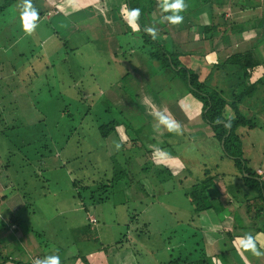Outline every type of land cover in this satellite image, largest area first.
I'll return each instance as SVG.
<instances>
[{
    "label": "rangeland",
    "instance_id": "rangeland-1",
    "mask_svg": "<svg viewBox=\"0 0 264 264\" xmlns=\"http://www.w3.org/2000/svg\"><path fill=\"white\" fill-rule=\"evenodd\" d=\"M41 1H46L47 6L51 3L49 0ZM156 1L159 5L162 3L161 0ZM223 1L221 3L211 1L208 6L216 9L217 12L227 13L229 22L232 23L234 21L232 3L229 1L227 4H223ZM70 2L76 7L93 8L97 12L92 9L94 14H90L91 19L87 23L75 21L80 17L79 15L74 20L61 15L54 17L48 26H40L39 34L32 33V36H23L22 33H16V30L10 28L16 27L18 24L19 27L22 26L20 7L17 2L6 10L0 11V155H2L0 164L8 162L12 164L11 168L13 169L3 172L0 167V189L4 185L11 184L4 176L8 175L11 178L12 174L16 177L17 171H19L17 170L21 164L19 157L23 153L17 151L18 145L27 147L28 140H33L34 143L31 145L34 146L42 138H45L47 142L50 139H58V143L64 144L59 161L56 158L53 160L51 158V162L43 160V163L51 164V167H48L47 170L46 168L42 171L39 170L37 177L32 178V173L33 171L37 172L36 167L40 169L38 161H36V165L34 163L23 165L24 173L27 176L23 179L27 189H37L35 209L39 208L41 213L48 211L49 218L54 216L53 221L50 222L48 217L41 214L39 217L42 216L44 220L35 222L43 227H48L47 236L37 238L38 241H42L41 243L37 241L38 244L31 234L24 233L15 225L9 226L8 215L23 203L18 192L13 190L14 193H11L9 198L0 204V254L11 252L12 258L16 261L29 260L33 263L43 252L40 244L43 245V241L46 239L52 241L51 237H54L56 229L59 239L69 242V245L64 246L68 248L69 252H72L73 256L78 248L80 249L79 256L84 255L79 259L70 258L67 248H62L61 252L54 255H59L60 261L64 259L63 264H110L109 256L112 264H117L118 260L119 262L121 260L122 264H159L158 261L156 263V257H153L150 250L156 249L157 260H160L161 256L164 257L165 254L160 247L163 246V239L169 236L168 233L172 227L191 216H193L192 218L196 217L186 202L183 192L188 193L191 190L194 180L202 181L204 179V169L217 163L218 154L215 149L209 146L202 145L198 149L192 144L181 145L177 150L174 149V154L171 155L161 150H155L148 155L149 161L159 165L167 163L177 168L172 175L174 168L167 167L162 176L163 180L157 176L153 177L151 172L144 168L142 163L145 161L134 158L139 156L136 148L129 144L127 148H122L121 143L127 138L134 139L132 138L134 134L131 130L132 124L128 123L124 115H120L121 108L115 106V103H121L119 96H116L115 102L112 98L123 93L127 87L125 85L129 81V84L138 86L139 94L143 98L142 103L148 114L153 116L163 112L170 117L169 112H166L158 98L143 94L141 88L143 74L138 70V66L147 68L148 65H143L139 56L126 53L129 50L126 51L125 46L130 42L131 36L122 33L124 30L122 22H120L122 19L115 14L116 4H123L122 0H69L68 3ZM190 2L191 0H187L193 11L195 5ZM198 2L200 6L201 2H203L202 4L207 3L204 0H198ZM90 3H94V6L92 7ZM123 6L125 7V3ZM49 9H51L50 6ZM230 9L233 11H228ZM261 9L262 7L258 6L252 9L248 8L251 12L247 15L259 18ZM54 10L45 14V19H49ZM76 12L78 13V11ZM119 13L129 24L125 9L122 8ZM151 13L154 19L161 21L162 12L157 6ZM107 16L111 21L109 24H105L103 21ZM239 19L244 21L242 16ZM186 21L183 19V23ZM237 21L239 20L237 19ZM7 24L10 26L6 27ZM129 25L133 31L137 30L135 24ZM165 27L171 31L177 28L171 27V25H165ZM195 30L190 32H195L198 35ZM255 31L259 32L260 30L255 27ZM54 34L57 35V40L54 38ZM172 36L175 40L180 41L184 35L179 33L172 34ZM256 36L255 33L251 34L250 41L238 44L237 48L232 46L235 41L229 37V41L225 38L215 37L214 49L217 62L223 61L225 57L235 52L250 48L251 41ZM42 38L45 39L46 45L42 46L41 50L44 55L40 57V48L36 44ZM188 39L191 37L189 36ZM119 46H123L125 49L118 48ZM72 48L76 50L72 51ZM256 50L261 62H264V43L257 45ZM121 53L128 55L119 56ZM127 74L128 79L125 78ZM252 79H255V76ZM85 92L87 97H85ZM259 118L260 129L248 133L244 138L243 147L246 155L251 156L249 166H252L255 172L263 178L264 170L258 167L264 168V116L259 115ZM110 119L116 120L119 126L114 133L102 138L97 134L96 127ZM70 128H72V132ZM78 137H81L80 146L76 141ZM116 143L121 145L119 150L116 149ZM170 143H172L170 146V150H172V140ZM89 147L96 151L93 153L94 157L80 158V155L88 152ZM123 147H126V144ZM120 152L123 155L119 158V163L122 164L125 158H129L127 165L129 173L113 188L111 195L107 193L110 196L109 201L94 205L85 203L86 206L88 205V213L98 220L97 224L92 226L93 231L87 232L88 238H94L96 241L86 243H83L82 239L78 241L79 237H85L84 226H86L87 220L85 212L81 210L80 203L74 196L75 189L70 186L71 177L72 180H79L81 186L88 185L87 182L99 180V177H103L101 170L106 169L109 172L110 157ZM55 153L57 152L55 151ZM63 155L66 158L70 156L69 160H74L65 168L66 170L61 167V165L65 166ZM88 160L95 163L96 169L88 164ZM216 166L213 168V172L224 170L222 165ZM16 178L19 179V177ZM217 180L220 186L223 183H234L232 177L224 179L218 177ZM34 185L37 187L33 188ZM43 191L47 194L49 192L47 197H44ZM210 193L215 196L216 189L211 187ZM70 194L74 196L73 199ZM214 203H216L215 200ZM230 205L228 207H232V214L229 215L230 212L226 210L219 216L220 219L230 222L227 228L232 234L250 233L255 225L264 221L262 216L256 219L255 225H253V221L245 215L243 208H239L234 202ZM3 206L4 209H2ZM58 207L59 209H57ZM132 213L137 216L131 218L132 222L127 230L126 224L130 218L129 214L132 215ZM91 215L88 216L89 220L93 218ZM203 216L200 215L198 219L203 221ZM135 218L137 221L134 220ZM142 222L147 223V232L141 233L140 241H138L132 236L133 227L141 229ZM199 224L201 225V222ZM208 230L216 233L215 227ZM159 231L163 232L162 236L157 234ZM127 232L131 236L130 238ZM203 233V242L206 243L204 247L208 258L211 259L212 264H221L210 254H222V246L218 248V242L219 239H224L223 243L227 240L224 230L220 229L213 240L209 239L205 231ZM100 244L103 245L101 248H107L105 252L94 251L93 248H100ZM48 245L49 248H53L54 244L50 242ZM235 245L237 255L244 256L249 261H247L248 263L254 264L257 259L259 264L263 260V255L255 256L251 251H243L240 248V240L236 241ZM16 246L20 249H16ZM91 252L93 254H88ZM132 252L133 255H130ZM119 254H122L125 259H120L122 256L118 258ZM227 259L225 258V263L229 261ZM163 263H166V259Z\"/></svg>",
    "mask_w": 264,
    "mask_h": 264
},
{
    "label": "trees",
    "instance_id": "trees-1",
    "mask_svg": "<svg viewBox=\"0 0 264 264\" xmlns=\"http://www.w3.org/2000/svg\"><path fill=\"white\" fill-rule=\"evenodd\" d=\"M17 1L1 0L0 11L6 10ZM211 1L213 3H218V1L221 3L222 0H204L207 3L202 4L203 2H201L203 10L199 13L197 11L194 12V10L192 11L189 3L185 0L187 8L180 14L188 23H192L193 27H185L179 30L174 29L175 31L172 28L173 31L165 27V25H170L167 22L163 24L160 20L152 17L151 11L156 6L161 11L160 5L156 0H122L123 4L125 3V7L123 4L120 5V3L116 4L115 7L116 16L122 19L120 20L124 28L122 33L131 36L130 42L125 46L126 51L129 50L126 53L139 56L140 62L143 65H148L147 68L146 66L144 68L138 66V70L143 74L141 80L143 94L158 98L166 112H169L168 114L170 115L168 117L163 112L153 116L148 114L142 103L143 98L139 94L138 86L129 84V81L125 85V87L127 86L124 89L125 93H120L112 98L115 102L116 96H119L121 103H115V106L121 108L120 115H124L128 123L132 124L131 130L134 134L132 138L134 139L127 138L121 143L123 146L126 144V147L122 146V148H127L128 144L136 148L139 156L134 158L143 162L145 161L142 163L144 168L148 169L147 171H150L153 177L156 178L157 176L160 179H163L162 176L167 167L172 166L174 168L172 175H174L177 168L167 163L159 165L149 161L148 155L155 150H161L171 155L174 154V149L177 150L181 145L192 144L198 149L202 145L209 146L215 149V152L218 154L217 163L212 167L204 169V179L202 181L194 180L191 190L188 193L183 192L186 202L192 208L193 214L196 217L192 218L193 216H191L189 219L176 223L172 227V230L168 233L169 236L163 239V246L160 247L163 254L165 253L164 257L161 256L160 260H157L156 249L150 250L159 264H212L211 259L208 258V253L205 251L204 245L206 243L205 241L203 242V231L213 236V234L220 232V229L224 230V235L227 239L224 243V239H219L218 248L222 246V254L214 255L211 253L210 255H213L217 262L221 264H228L229 261L230 264H243V258L235 252V242L238 241V237H243L244 233L232 234L229 228H227L230 222L220 219L219 215L226 210L230 211L231 208L228 206H231L230 204L234 202L239 208H243L245 215L253 221V225H255L256 219L264 217V176L261 178L262 176L258 175L252 166H249L251 156L246 155L243 147L244 138L248 133L252 130L260 129L258 126L259 115L264 116V62H261L256 50L257 45L264 43V0L223 1V4H227L230 1L232 6L234 5L235 7L237 6L236 2H240L241 5L238 7L240 13H238V16H242L243 19L247 18L246 11L249 6L251 9L256 6L262 7V16L258 19L261 30L256 33V38L251 41V47L246 51L231 54L221 62H217L215 58L214 38L226 36L234 40L238 34H242L249 28H252V21H244L245 23L242 22L240 24L235 23L237 28L241 27V30L239 28L232 29L229 17H226L224 12L214 11L215 9L208 6ZM243 2L244 5H242ZM122 8L125 9L126 13L134 8L140 9L138 25L135 24L136 31H133L127 20L119 13ZM162 15H165V13H162ZM248 23L251 24V27H247ZM145 26H155L157 28L158 35L156 39L145 33ZM10 28L11 30H16V33L23 34V27H19V24L16 27ZM191 30L197 31L198 35L195 32L191 33ZM232 30H238L239 33L237 34ZM179 33L184 36L182 40L177 41L172 34L177 35ZM194 34L195 37L193 36ZM189 36L191 39H188ZM54 38L58 39L56 34H54ZM37 45H39L41 57L44 55L41 48L46 43H37ZM198 45H201V47L197 48ZM121 47L124 48L123 46H119L118 48ZM73 50L76 49L72 48ZM126 53H121L119 56L125 57L128 55ZM253 76H255V79H252ZM125 78H129L128 74ZM85 97H87L86 92ZM161 116L167 118L170 122H177L180 125L181 133L169 132L164 125L159 123ZM217 118L226 123L230 122V127L226 128L223 124L216 123ZM118 126L119 123L116 120L110 119L99 124L96 127V131L100 137L106 138L111 133H114ZM70 130L72 132V128ZM57 140L50 139L47 142L45 138H42L41 141H36L37 144L34 146L31 145L34 143L33 140H28L27 147H23L21 144L18 145L17 151L23 153L19 157L21 164L18 169L16 168L19 170L16 175L19 179L12 174L11 178L5 174L6 176L4 177L11 183V186L4 185L0 189V204L9 198L11 193H14L13 190L18 192L23 202L21 206L8 215L9 226L15 225L24 233L31 234L36 242L38 241L37 238H41L40 236H47L48 227H43L41 224H36L35 222L36 220L41 222L44 220L39 215L44 214L48 217L50 214H48V211L41 213L38 210L39 208L35 209L34 204L37 189H27L23 179L27 177L24 173L23 165L29 163L36 165V161H38L40 169L36 167L37 172L33 171L32 178L38 176L39 170L42 171L45 168L47 170L48 167H51V164L43 163V160L51 162L56 158L59 161V157L62 156L64 144L58 143ZM171 140L173 142L172 150H170ZM76 141L78 142V146H80L81 137H78ZM87 141L89 143V139ZM30 146H32V149H30ZM94 152L96 151L89 147L88 152L80 155V158H93ZM122 155L121 152L113 154L109 159V172L106 169L101 170L103 177H99V180H93V182H87L88 185L86 186H81L79 180H72L71 177L70 186L72 189H75L74 196L79 201L81 210L85 212L87 220L86 226H84L85 237H79L78 241L80 239H82L83 243L96 241L94 238H88L87 232L93 231L92 226L96 225L98 220L88 213L87 206L89 204L94 205L109 201L110 196L107 193L111 195L113 188L129 173L127 170L129 158H125L122 164L118 162ZM63 157L65 159V166L61 165V167L65 169L74 160H69L70 156L66 158L63 155ZM88 164L95 167V163L91 160H88ZM219 164L224 167V170L222 172H213V168H216V165ZM11 166L12 164L8 162L3 165L0 164L3 172L11 170ZM13 167L15 168V166ZM258 168L264 170L261 166ZM218 177L221 179L232 177L234 183H223L220 186L217 180ZM34 187L37 186L34 185ZM211 187L216 189L215 196L210 193ZM48 194L43 191L44 197H47ZM37 195L39 194L37 193ZM70 196L72 199L74 198L73 195L70 194ZM214 200L216 203H214ZM85 203H88V205L86 206ZM2 209H4V206ZM89 215L93 217L94 222H90ZM200 215H204L203 221L198 219ZM129 216V221L126 224L127 230H129L132 222L131 218L137 216V214L132 213ZM53 217H48L50 222L51 220L53 221ZM134 220L137 221L136 218ZM198 221L201 222V225H198ZM146 224L142 222L141 229L140 227H133L132 236L138 241H140V234L147 232ZM214 227L216 228V233L209 232L210 230L208 229ZM157 234L162 236L163 232L159 231ZM250 234L256 238L257 247L260 249L264 248V243L262 246L259 245L261 242L260 237H264V221L259 223V225H255ZM128 236L129 238L131 237L129 234ZM51 238L52 241L46 239L43 241V245L40 244L43 252L38 258L59 253L62 248H67L64 245H69L67 240L63 242V240L59 239L56 229L54 237ZM38 242L41 243L42 241ZM50 242L54 244L53 248H49L48 244ZM99 246L101 248L103 245L100 244ZM15 248L20 249L17 246ZM100 248L95 247L93 249L94 251L102 252L107 250L106 247ZM51 249L53 250L51 251ZM66 250L70 258L79 259L84 256H79V248L75 250L74 253L76 254L74 256L71 254L72 252L68 251V248ZM108 258L110 259V264H112L110 256ZM225 258L229 259L227 263L224 262ZM165 259L166 263H163ZM64 261L63 259L61 264ZM0 264L33 263L29 260L16 261V259L12 258V253L7 252L4 255L0 254Z\"/></svg>",
    "mask_w": 264,
    "mask_h": 264
},
{
    "label": "clouds",
    "instance_id": "clouds-1",
    "mask_svg": "<svg viewBox=\"0 0 264 264\" xmlns=\"http://www.w3.org/2000/svg\"><path fill=\"white\" fill-rule=\"evenodd\" d=\"M162 13L161 22H167L170 25H179L183 22L184 17L180 14L185 11L187 5L185 0H162L160 4ZM140 16V9L134 8L128 11L127 19L129 24H137ZM20 19L22 22L23 29L31 33L36 28V22L39 19V12L33 6L32 0H23L22 5H20ZM144 31L146 34L151 36L153 39L157 38L158 30L155 26H145ZM159 123L164 125V127L169 132H175L177 134L181 133L180 125L175 121H169L165 117L159 118ZM216 123L223 124L224 127H230V122L221 121L217 118ZM116 149L119 150L121 145L116 143ZM155 155V153H154ZM240 240V248L247 252L251 251L255 256H262L264 252H261L257 247L256 238L250 233L245 234L243 237H238ZM33 264H61L59 255H45L43 258H37L33 261Z\"/></svg>",
    "mask_w": 264,
    "mask_h": 264
},
{
    "label": "crops",
    "instance_id": "crops-1",
    "mask_svg": "<svg viewBox=\"0 0 264 264\" xmlns=\"http://www.w3.org/2000/svg\"><path fill=\"white\" fill-rule=\"evenodd\" d=\"M51 3H49V6L51 7V9H49V6H47L46 5V1L45 2H42L41 0H32V4H33V6L38 10V12H39V19H38V21L36 22V24H37V26H36V28L34 29V31H32L31 33H28V32H26L24 29H23V36H32V33H35V34H39V32H40V26L41 25H46V26H48V23H50L51 22V19L52 18H54V17H60V15L61 16H67L68 18H72L73 20L75 19V18H77L78 17V15L80 16V17H78L77 18V20H75V21H82V22H84V23H87L88 21H90V17H91V13L92 14H94V11L95 12H97L96 10H94L93 8V10L91 9H88V8H86V7H83V8H80V7H76V6H74L71 2L70 3H68V1L69 0H49ZM190 1V0H189ZM22 2H23V0H18L17 1V3H18V5H19V7H20V5H22ZM102 2V1H101ZM191 3H193L195 6L193 7V9H194V12L195 11H197V10H200L199 12H201V10H202V8H201V6H200V4H199V2H198V0H191V2H190V4ZM237 3V6L235 7L234 5L233 6H231L232 8H233V10H228V11H233V16H234V21L230 24L231 25V28L232 29H238L237 27H236V25H235V23L236 24H240V23H245L244 21H246V22H248V21H252V28L250 29H248V30H246L244 33H242V34H238L239 33V31L238 30H236L235 31V33H237L238 35H237V38H235L234 40H232V41H235V43L232 45L233 47H236L237 48V46H239L238 44H241V43H243V42H245V41H247V42H249L250 40L249 39H251V34H256L257 33V31H255V27L257 28H259V30H261V26H260V24H258V19L262 16V10L260 11V13H261V15H260V17L259 18H254V17H249V15H247V18L246 19H243L244 21H242L241 19H239L240 18V16H238V13H240V11L238 10V7L240 6V2H236ZM90 4H92V7L94 6V3H90ZM213 6H215L214 4H213ZM216 7V6H215ZM76 8H78V10H76ZM249 8H251L250 6H249ZM52 9H55L54 11H52L51 13H53L50 17H49V19H45V14H47V13H49V11L50 10H52ZM78 11V13L76 12V11ZM215 11H216V9H215ZM198 12V11H197ZM249 12H251V11H249L248 9H247V11H246V14H248ZM83 14V15H82ZM252 14V13H251ZM225 16L227 17L228 15H227V13L225 14ZM229 17V16H228ZM237 19L239 20V21H237ZM104 22H105V24H109L111 21H110V18H108V16L106 17V20L104 19L103 20ZM10 26V24H7L6 25V27H9ZM13 27V26H12ZM171 27H177L175 30H179V29H183V28H185V27H191L192 28V25L191 24H188L187 23V21H186V23H181V24H179V25H171ZM243 27V26H242ZM247 27H251V24L250 23H248L247 24ZM240 30H241V27L239 28ZM174 30V29H173ZM174 30V31H175ZM260 32V31H259ZM233 33V32H232ZM222 38H225L226 40L228 39V37H222ZM246 38H248L247 40H245ZM256 38V37H255ZM254 38V39H255ZM254 39H252V40H254ZM44 38H42L38 43H43L44 42ZM228 41H229V39H228ZM37 45V44H36ZM249 48H247L246 50H248ZM245 50V51H246ZM239 52H243V51H239ZM236 53V52H235ZM231 209H232V207H231ZM233 210V209H232ZM232 210H230V211H228V212H230V213H232L231 211ZM223 213V212H222ZM207 236L209 237V239H211V240H213L214 239V237H216V234H215V236H214V234H213V236H209V234H207ZM260 243H259V245L260 246H262L263 245V243H264V237L263 236H261L260 237ZM218 245H219V243H218ZM260 249V248H259ZM260 251L261 252H264V248H261L260 249ZM93 253H94V251H92ZM88 253V254H93V253ZM100 252V251H99ZM98 253V252H97ZM103 254V253H102ZM124 254V253H123ZM130 255H132V254H130ZM120 256H122V258H120ZM153 257H154V255H153ZM153 257H152V259H153ZM118 258H120V259H125V257L122 255V254H119L118 255ZM243 258V260L244 261H242L243 262V264H250V263H248L249 261L248 260H246V258L243 256L242 257ZM105 260H106V258H105ZM248 261V262H247ZM258 260L256 259V261H255V263L254 264H258ZM156 263H157V260H156ZM117 264H122V262H121V260H120V262H119V260H118V262H117ZM259 264H264V255H263V260H261L260 261V263Z\"/></svg>",
    "mask_w": 264,
    "mask_h": 264
},
{
    "label": "built area",
    "instance_id": "built-area-1",
    "mask_svg": "<svg viewBox=\"0 0 264 264\" xmlns=\"http://www.w3.org/2000/svg\"><path fill=\"white\" fill-rule=\"evenodd\" d=\"M90 222H94V219L92 218V220H90Z\"/></svg>",
    "mask_w": 264,
    "mask_h": 264
}]
</instances>
